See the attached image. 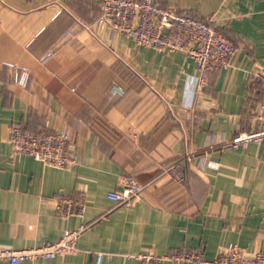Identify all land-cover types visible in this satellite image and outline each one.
<instances>
[{
  "label": "crops",
  "instance_id": "obj_1",
  "mask_svg": "<svg viewBox=\"0 0 264 264\" xmlns=\"http://www.w3.org/2000/svg\"><path fill=\"white\" fill-rule=\"evenodd\" d=\"M158 1L215 20L237 44L203 86L184 52L98 21L100 0H0V246L41 245L93 221L75 251L22 264H145V255L173 264L163 256L178 247L213 259L231 244L264 251V140L223 145L261 126L264 0ZM116 82L126 95L111 93ZM15 123L69 128L80 162L65 169L16 153ZM190 152L182 182L164 172ZM128 179L147 184L144 194L116 205L108 192ZM60 196L82 198L84 212L58 214Z\"/></svg>",
  "mask_w": 264,
  "mask_h": 264
},
{
  "label": "built area",
  "instance_id": "obj_2",
  "mask_svg": "<svg viewBox=\"0 0 264 264\" xmlns=\"http://www.w3.org/2000/svg\"><path fill=\"white\" fill-rule=\"evenodd\" d=\"M101 13L97 20L108 23L114 30L133 37L138 44L155 47L164 52L182 51L193 58L199 68L198 86L206 84L218 68L232 62L237 44L226 36L217 26L215 20L195 16L188 11L174 7H164L158 0H100ZM48 51L44 58L51 56ZM28 71L24 70L20 82L25 81ZM113 95L124 96L126 89L119 83L111 86ZM261 123L258 129L251 132H237L224 146L238 149L251 141L264 140V98L260 103L257 116ZM11 144L16 153H27L35 159L59 168L71 169L80 162V156L71 145L69 128L52 131L49 128L41 132H32L19 123L11 127ZM193 154L187 153L183 158L174 161L164 169L171 178L184 180L183 162L190 160ZM147 184L135 179H128L121 189L111 190L108 197L116 205L141 198ZM56 211L65 218L82 214L84 200L74 196H60L57 199ZM92 222L78 228L67 229L59 239L41 245L22 248L0 246V260L9 264H22L27 259L51 258L77 249L78 238ZM102 255H98L101 261ZM145 264H153L154 255H145ZM173 264H264V251L249 252L238 244H231L215 258L206 257L201 248L178 247L172 254L163 256Z\"/></svg>",
  "mask_w": 264,
  "mask_h": 264
},
{
  "label": "rangeland",
  "instance_id": "obj_3",
  "mask_svg": "<svg viewBox=\"0 0 264 264\" xmlns=\"http://www.w3.org/2000/svg\"><path fill=\"white\" fill-rule=\"evenodd\" d=\"M70 36V34H68Z\"/></svg>",
  "mask_w": 264,
  "mask_h": 264
}]
</instances>
